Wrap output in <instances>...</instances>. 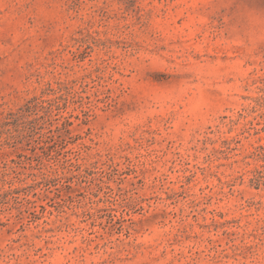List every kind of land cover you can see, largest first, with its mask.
<instances>
[{
	"label": "rangeland",
	"instance_id": "1",
	"mask_svg": "<svg viewBox=\"0 0 264 264\" xmlns=\"http://www.w3.org/2000/svg\"><path fill=\"white\" fill-rule=\"evenodd\" d=\"M0 264H264V0H0Z\"/></svg>",
	"mask_w": 264,
	"mask_h": 264
}]
</instances>
